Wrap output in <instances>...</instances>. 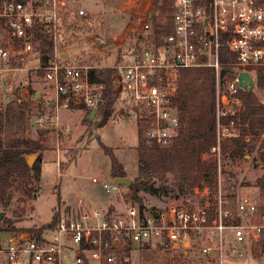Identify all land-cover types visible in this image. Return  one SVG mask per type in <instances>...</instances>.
<instances>
[{"label":"built area","instance_id":"1","mask_svg":"<svg viewBox=\"0 0 264 264\" xmlns=\"http://www.w3.org/2000/svg\"><path fill=\"white\" fill-rule=\"evenodd\" d=\"M62 7L63 0H0V99H20L17 87L28 84L27 75L34 73L44 84L34 126L57 135L61 128L69 131L61 122L62 111L91 112L102 92V85L90 79L94 68L63 62L58 51ZM78 15L86 13L79 10ZM153 20L145 13L137 31L145 33ZM171 20L173 32L160 45L144 37L137 52L115 68L114 87L129 121L137 128L144 123L147 141L164 147L180 124L173 104L180 72L212 69L216 145L210 155L218 162L220 141L236 136L233 123L221 121L242 106L239 74L247 73L255 86L257 73L264 71V0H209L206 9L194 0H173ZM37 33L52 43V55L44 61ZM222 48L232 56L226 63L219 61ZM222 69L228 72L220 79ZM91 182L98 184L99 178ZM194 194L200 202H172L162 209L122 197L121 206L104 211L71 208L60 214L54 231L39 239L27 231L0 230V264H138L132 252L139 250L171 256L176 264H236L250 259L255 246L264 249V196L235 200L207 187ZM125 249L130 253H119Z\"/></svg>","mask_w":264,"mask_h":264},{"label":"rangeland","instance_id":"2","mask_svg":"<svg viewBox=\"0 0 264 264\" xmlns=\"http://www.w3.org/2000/svg\"><path fill=\"white\" fill-rule=\"evenodd\" d=\"M64 7L59 12L58 51L64 55V63L89 66L92 68L115 69L128 60L125 55L130 47L128 34L138 25V19L150 12L151 0H63ZM84 10L85 17L78 11ZM152 12V11H151ZM156 16V15H154ZM157 23L166 22L163 17H154ZM138 44V43H137ZM143 44V42H141ZM136 45V43H135ZM28 84L18 86L19 97L28 104L26 134L28 139L36 137L37 129L33 120L41 111L39 97L34 100L32 92H41L44 84L34 73H29ZM255 90V86L254 89ZM27 91V92H26ZM259 99H264V91H256ZM9 100L0 99L3 107ZM118 103L105 114H98L88 124L85 112L74 109L62 111L61 122L69 126V131L50 133L47 149L40 153L41 171L38 176L31 171L29 185L35 191L34 199L14 202L11 209L1 211L4 216L16 220L12 228L0 224L1 231H27L47 224L55 212H63L82 206L97 210L113 209L121 206L120 197L130 201L128 190L114 184L110 176V160L100 144L110 148L122 164L125 177L133 181L137 175L138 159L137 127L129 121L128 115L121 113ZM124 110V109H123ZM37 160L38 154H34ZM75 157L74 159L72 157ZM32 165V166H33ZM99 178L98 184L91 182ZM264 180V157L258 148H253L245 158H235L221 154L218 160L216 187L212 193L221 192L235 200L256 199L260 195L258 180ZM170 181V180H169ZM106 184L108 189L102 186ZM205 187L199 191H203ZM142 205L162 209L172 202H200L194 194L174 198L162 193L153 196L139 193ZM138 264H174L171 256L153 250L132 252ZM236 264H264L263 259H246Z\"/></svg>","mask_w":264,"mask_h":264},{"label":"trees","instance_id":"3","mask_svg":"<svg viewBox=\"0 0 264 264\" xmlns=\"http://www.w3.org/2000/svg\"><path fill=\"white\" fill-rule=\"evenodd\" d=\"M194 1L204 9L209 2V0ZM172 6L173 0H151L152 12L149 13L164 17L166 23L159 25L155 20L143 34L137 31L138 25H136V29L128 34L130 47L125 54L128 59L137 52V43L144 37L148 44L160 45L165 36L172 34ZM36 37L41 45V61H44L52 55V43L40 33H37ZM230 57L232 56L225 48L220 50L221 63H226ZM89 75L93 83L102 85L100 95L102 104L97 108L96 116L103 115L120 104V95L114 87L116 69L95 68L90 70ZM228 78L232 79L233 75H228ZM215 82V73L209 68L186 69L180 72L177 91L173 98L180 124L176 136L169 145L161 147L149 143L145 136V124L141 122L138 124V141L135 147L138 159L137 175L126 195L130 201L143 206L139 193L153 196L162 193L164 196L183 198L192 194L195 189L201 190L207 187L210 192L215 189L218 162L210 155V149L216 145ZM259 90L264 91V71H259L256 75L255 90L239 91L241 108L222 119L221 122L225 125L233 123L236 136L220 141L221 154L245 158L248 152L257 147L264 157V99H259L257 96L256 91ZM34 94L35 92H32V96ZM27 112V102L20 99H11L3 107L0 106V212L10 210L14 202L34 199L36 196L29 185L31 171L36 176L40 174V153L47 149L46 143L53 131L37 130L36 137L28 139L25 136ZM120 112L128 115L126 110L122 109ZM89 113L90 111L86 112L85 117H88ZM246 136L251 137L250 142L245 141ZM100 148L109 157L111 178L125 177L124 168L112 150L102 144ZM34 154H38L37 160L32 167H29L27 157ZM256 185L260 188V195L264 196V180H258ZM60 214L61 212H55L47 224L29 229L33 238L39 239L44 232L54 231ZM15 221L4 216L0 224L12 228ZM119 253L130 252L125 249ZM256 258H261L264 262L262 247L253 248L250 259Z\"/></svg>","mask_w":264,"mask_h":264},{"label":"water","instance_id":"4","mask_svg":"<svg viewBox=\"0 0 264 264\" xmlns=\"http://www.w3.org/2000/svg\"><path fill=\"white\" fill-rule=\"evenodd\" d=\"M228 70L227 69H222L219 73V77L220 79H222V77L224 76L225 73H227ZM238 84L239 86L243 89V90H253L254 89V81L252 80V78L247 74V73H240L239 76H238ZM115 86V84H114ZM39 97V93L36 92L34 94V100H36L37 98ZM102 104L101 101H98L97 103V108L100 107ZM97 108L91 110V112L89 113L88 115V124L91 123V121L94 120L96 114H97ZM36 159V156L34 155H31L29 157H27V165L29 167H32L33 165V160ZM113 182L115 185L117 186H123L126 190L129 189V186L132 184V181L129 180L128 178L126 177H123V178H116V179H113ZM1 215L0 214V219H1Z\"/></svg>","mask_w":264,"mask_h":264},{"label":"crops","instance_id":"5","mask_svg":"<svg viewBox=\"0 0 264 264\" xmlns=\"http://www.w3.org/2000/svg\"><path fill=\"white\" fill-rule=\"evenodd\" d=\"M27 92V91H26ZM39 93V97H40V91L38 92Z\"/></svg>","mask_w":264,"mask_h":264}]
</instances>
